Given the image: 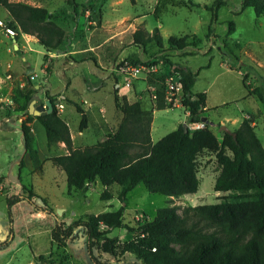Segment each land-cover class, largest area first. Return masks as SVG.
Segmentation results:
<instances>
[{
  "label": "rangeland",
  "instance_id": "1",
  "mask_svg": "<svg viewBox=\"0 0 264 264\" xmlns=\"http://www.w3.org/2000/svg\"><path fill=\"white\" fill-rule=\"evenodd\" d=\"M216 1L76 0L77 16L67 0H25V4L37 3L36 7L47 9L64 29L65 40L53 53L40 45L36 35L29 34L18 37L20 48L16 50L13 38L0 26V177L4 178L0 187V245L8 243L0 251V264H34L40 255L45 257L41 264H96L86 250L83 231L79 230L66 248L53 244L51 231L57 221L71 224L123 207L118 185L109 188L113 195L110 201L101 200L105 189L100 182L69 194L66 174L49 160L67 154V150L60 145L49 150L45 129L36 119L31 129L43 170H33L21 133L22 121L26 120L21 111L24 93L33 95L38 105L49 100L48 94L59 113L63 108L69 113L74 148L93 146L100 138L115 134L123 118L119 111L112 112L116 86L103 90L104 81L114 77L120 67L129 68L128 75H118V90L130 103L140 102L144 110L154 111L153 144L179 125L191 131L207 127L222 141L226 131L237 130L244 119H249L264 147V105L248 95L243 83L247 75L246 84L264 86V15L257 17L252 8L242 10L243 0H227L217 21H212V13L204 7ZM5 17V9L0 8V22L10 27L11 20ZM230 22L235 23L236 31L229 36ZM155 28L160 30L162 48L134 44L137 30L152 33ZM170 37H187L190 46L182 51L170 50ZM194 37L201 42L196 43ZM174 64L191 68L197 74L194 93L207 95V112L198 125L188 123L182 90L172 94L169 88L177 84L176 80L169 84ZM130 68L136 69L135 76H131ZM37 90L40 93L35 94ZM159 92L165 94L166 110L155 108ZM76 106L87 117L83 131ZM107 111L109 122L105 121ZM197 170L201 184L196 194L171 198L150 192L143 184L137 186L127 195L124 224L135 228L153 220L165 207H178L182 215L186 207L220 203L227 193L214 191L220 172L216 156L202 152ZM32 194L45 199L54 215L45 212V217L39 216L38 209L45 205ZM17 196L24 199L9 209L6 201ZM108 237L116 245L117 256L103 255L101 263L142 264L135 255L122 252L131 238L127 229L116 230Z\"/></svg>",
  "mask_w": 264,
  "mask_h": 264
},
{
  "label": "trees",
  "instance_id": "2",
  "mask_svg": "<svg viewBox=\"0 0 264 264\" xmlns=\"http://www.w3.org/2000/svg\"><path fill=\"white\" fill-rule=\"evenodd\" d=\"M67 4L78 16L76 0H67ZM226 4L227 0H217L213 6L204 8L212 13V21H217L219 10ZM0 8L11 16L9 26L17 34L16 41L21 33L36 35L40 45L48 53H53L65 40L64 29L45 8L10 0H0ZM246 8H252L256 16L261 17L264 15V0H243L242 10ZM235 31V23L230 22L228 35ZM211 33L210 29L208 38ZM194 38L196 43L201 42ZM134 44L143 47L154 44L162 48L164 43L159 28H155L152 33L137 30ZM168 46L170 50L182 51L190 45L187 37H170ZM172 66V74L180 75L182 106L188 111V123L200 124L207 112V95L193 91L197 74L186 66ZM246 80L247 75L243 83L248 95L256 97L264 105V86L254 88L246 84ZM23 97L25 104L21 111L25 112L26 120L22 121L21 133L24 150L35 172L43 170V160L31 129L36 119L45 129L49 150L60 144L66 147L67 154L49 160L66 174L69 194L100 182L105 189L101 200L110 201L113 195L109 188L113 185L121 188L118 199L123 207L119 210L90 215L71 224L57 221L51 237L58 248H66L81 230L87 237L89 257L96 260V264H103L100 259L103 255L113 259L117 256L116 245L108 236L116 230L127 229L131 238L124 244L122 252L135 255L142 264H264V147L251 120L244 119L237 130L226 131L222 141L207 127L191 131L179 125L153 144L151 127L154 111L144 110L140 102L130 103L125 95L115 90V108L123 115L116 133L100 138L93 146L74 148L70 128L52 98L46 94L53 104V112L34 118L29 113L34 96L24 93ZM168 107L165 94L159 92L156 110ZM76 109L82 116L80 131H83L87 117L80 107L76 106ZM204 151L216 156L220 168L214 191L227 193L220 198V203L186 207L182 215L178 214V207H165L157 211L153 220H145L135 228L124 224L127 195L140 184L150 192L171 198L196 194L201 184L197 159ZM3 180L0 177V187ZM32 197L45 205L38 209V213L54 215L45 199L36 194ZM23 199L17 196L6 202L11 209ZM7 246L0 245V251ZM44 260V255H40L34 264H41Z\"/></svg>",
  "mask_w": 264,
  "mask_h": 264
},
{
  "label": "crops",
  "instance_id": "3",
  "mask_svg": "<svg viewBox=\"0 0 264 264\" xmlns=\"http://www.w3.org/2000/svg\"><path fill=\"white\" fill-rule=\"evenodd\" d=\"M10 2H13V3H26L25 2V0L23 1V0H10ZM36 4L37 3H32V5L34 6V7H36ZM31 5V6H32ZM38 7V6H37ZM5 12H6V17L4 18V19H10L11 20V16H10V14H9V12L7 11V10H5ZM23 40V39H22ZM13 41V46L15 47V49L16 50H18L19 48H20V44L15 40V39H13L12 40ZM106 74H107V72H106ZM120 77L118 76V74H115V76L113 77L112 76V78L111 79H107V80H105L104 82L106 83V85H104L103 86V90H106V89H108L109 87H111L112 86V84H114L115 86H116V89L115 90H118V88H119V84L117 83V79H119ZM103 82V83H104ZM113 88V87H112ZM115 90H114V92H115ZM113 99H114V95H113ZM206 110H207V107H206ZM112 112L114 113V114H117L118 113V110L115 108V104H114V107H113V109H112ZM99 113V112H98ZM60 116L62 117V115H63V119L66 121V123L68 124V122H69V120H68V115H69V113L68 114H66V110H65V108H63V110H61L60 111ZM100 114V113H99ZM107 114H108V111H107V113L105 112V121L107 120V122H109L110 120V117L108 118L107 117ZM119 114H121V113H119ZM66 116V117H65ZM123 116V115H122ZM123 119V118H122ZM36 124V123H35ZM34 123L32 124V125H35ZM153 124V123H152ZM60 146H62L61 148H66L65 147V145L64 144H60ZM73 146H74V144H73ZM38 215L39 216H42V217H45L46 216V214H45V212H39L38 213ZM6 245H8V243H6ZM8 247V246H7ZM5 250V249H4ZM27 264V263H26ZM31 264H33V263H31Z\"/></svg>",
  "mask_w": 264,
  "mask_h": 264
},
{
  "label": "built area",
  "instance_id": "4",
  "mask_svg": "<svg viewBox=\"0 0 264 264\" xmlns=\"http://www.w3.org/2000/svg\"><path fill=\"white\" fill-rule=\"evenodd\" d=\"M0 26H1V27H5V29H6V33H7V35H8L9 37H12L13 39L16 37V32H15L12 28L5 26V24L2 23V22H0ZM20 35H21V37L25 36V34H23V33H21ZM131 70H132V74H131V76H135L133 73L136 71V69H131V68H130V72H131ZM127 71H129V68L127 69V68H124V67H120L116 72H117L118 75L124 76L125 74L128 75ZM10 77H11V76L9 75L8 78H10ZM31 78L33 79V77H31ZM174 80L177 81V84H176L175 86H172V85H171V86L169 87L170 90H171V93H172V94H174L173 91L180 92V91L182 90V84L180 83V75H179V74H173V75L169 78V84H170L172 81H174ZM62 107H63V106H62ZM195 125H198V124H195ZM199 129H200V128H199Z\"/></svg>",
  "mask_w": 264,
  "mask_h": 264
},
{
  "label": "water",
  "instance_id": "5",
  "mask_svg": "<svg viewBox=\"0 0 264 264\" xmlns=\"http://www.w3.org/2000/svg\"><path fill=\"white\" fill-rule=\"evenodd\" d=\"M54 110L53 104L50 100L44 101L43 104H37L36 100H33L30 103L29 113L31 116L39 117V116H46L51 114ZM187 130V127H184Z\"/></svg>",
  "mask_w": 264,
  "mask_h": 264
}]
</instances>
